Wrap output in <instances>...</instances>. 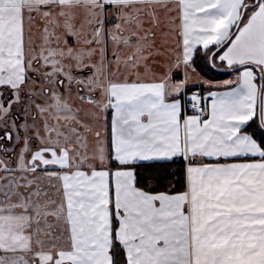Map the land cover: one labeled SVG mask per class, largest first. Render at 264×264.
<instances>
[{"label": "snow or ice", "instance_id": "1", "mask_svg": "<svg viewBox=\"0 0 264 264\" xmlns=\"http://www.w3.org/2000/svg\"><path fill=\"white\" fill-rule=\"evenodd\" d=\"M0 264H264V0H0Z\"/></svg>", "mask_w": 264, "mask_h": 264}, {"label": "trees", "instance_id": "2", "mask_svg": "<svg viewBox=\"0 0 264 264\" xmlns=\"http://www.w3.org/2000/svg\"><path fill=\"white\" fill-rule=\"evenodd\" d=\"M226 75H223V74H217V78H221V77H224Z\"/></svg>", "mask_w": 264, "mask_h": 264}, {"label": "crops", "instance_id": "3", "mask_svg": "<svg viewBox=\"0 0 264 264\" xmlns=\"http://www.w3.org/2000/svg\"><path fill=\"white\" fill-rule=\"evenodd\" d=\"M226 78H228L227 76H224V77H221V78H218V79H226Z\"/></svg>", "mask_w": 264, "mask_h": 264}]
</instances>
